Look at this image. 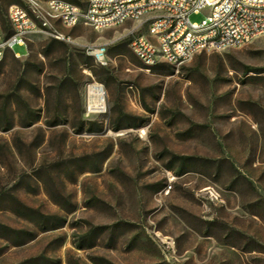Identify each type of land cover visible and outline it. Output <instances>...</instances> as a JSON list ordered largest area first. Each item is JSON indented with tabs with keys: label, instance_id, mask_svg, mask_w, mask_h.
<instances>
[{
	"label": "rangeland",
	"instance_id": "obj_1",
	"mask_svg": "<svg viewBox=\"0 0 264 264\" xmlns=\"http://www.w3.org/2000/svg\"><path fill=\"white\" fill-rule=\"evenodd\" d=\"M135 24L0 61V264H264V36L148 66Z\"/></svg>",
	"mask_w": 264,
	"mask_h": 264
},
{
	"label": "built area",
	"instance_id": "obj_2",
	"mask_svg": "<svg viewBox=\"0 0 264 264\" xmlns=\"http://www.w3.org/2000/svg\"><path fill=\"white\" fill-rule=\"evenodd\" d=\"M193 15H203L200 21ZM9 26L0 17V61L15 45L47 36L82 45L59 27L79 23L103 30L137 22L127 29L131 47L146 65H179L201 51L241 47L264 36V0H88L86 8L67 0H26L8 10ZM146 33H138L144 26ZM98 59L107 43L83 45Z\"/></svg>",
	"mask_w": 264,
	"mask_h": 264
},
{
	"label": "bare ground",
	"instance_id": "obj_3",
	"mask_svg": "<svg viewBox=\"0 0 264 264\" xmlns=\"http://www.w3.org/2000/svg\"><path fill=\"white\" fill-rule=\"evenodd\" d=\"M104 58V55H100ZM106 108L105 91L101 84H91L89 87V109L94 112H104Z\"/></svg>",
	"mask_w": 264,
	"mask_h": 264
}]
</instances>
